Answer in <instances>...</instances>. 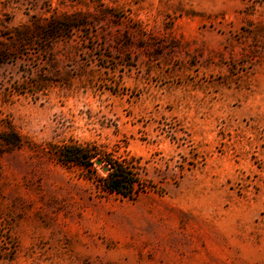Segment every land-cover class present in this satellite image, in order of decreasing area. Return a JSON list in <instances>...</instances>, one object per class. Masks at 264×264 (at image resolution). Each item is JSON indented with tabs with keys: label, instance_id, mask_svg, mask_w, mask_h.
<instances>
[{
	"label": "rangeland",
	"instance_id": "rangeland-1",
	"mask_svg": "<svg viewBox=\"0 0 264 264\" xmlns=\"http://www.w3.org/2000/svg\"><path fill=\"white\" fill-rule=\"evenodd\" d=\"M0 264H264V0H0Z\"/></svg>",
	"mask_w": 264,
	"mask_h": 264
},
{
	"label": "trees",
	"instance_id": "trees-1",
	"mask_svg": "<svg viewBox=\"0 0 264 264\" xmlns=\"http://www.w3.org/2000/svg\"><path fill=\"white\" fill-rule=\"evenodd\" d=\"M63 164L79 166L85 169L90 179H94L104 190L132 198L144 191V183L135 172L134 167L125 161H119L95 146L68 144L59 152ZM100 161L108 166L106 176L97 174L94 165Z\"/></svg>",
	"mask_w": 264,
	"mask_h": 264
},
{
	"label": "water",
	"instance_id": "water-1",
	"mask_svg": "<svg viewBox=\"0 0 264 264\" xmlns=\"http://www.w3.org/2000/svg\"><path fill=\"white\" fill-rule=\"evenodd\" d=\"M101 162L98 160V161H96V164H100Z\"/></svg>",
	"mask_w": 264,
	"mask_h": 264
}]
</instances>
